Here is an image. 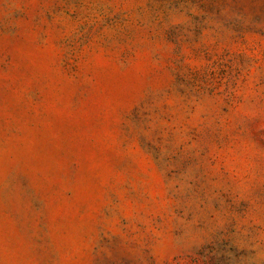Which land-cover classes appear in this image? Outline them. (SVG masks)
Instances as JSON below:
<instances>
[{
	"label": "rangeland",
	"instance_id": "obj_1",
	"mask_svg": "<svg viewBox=\"0 0 264 264\" xmlns=\"http://www.w3.org/2000/svg\"><path fill=\"white\" fill-rule=\"evenodd\" d=\"M0 264H264V0H0Z\"/></svg>",
	"mask_w": 264,
	"mask_h": 264
}]
</instances>
